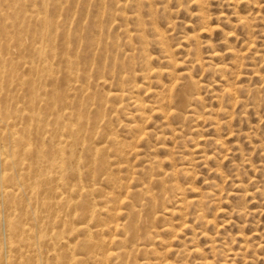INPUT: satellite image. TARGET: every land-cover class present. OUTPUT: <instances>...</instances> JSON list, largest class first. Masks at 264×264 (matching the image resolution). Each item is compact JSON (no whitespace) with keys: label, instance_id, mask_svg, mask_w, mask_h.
<instances>
[{"label":"rangeland","instance_id":"1","mask_svg":"<svg viewBox=\"0 0 264 264\" xmlns=\"http://www.w3.org/2000/svg\"><path fill=\"white\" fill-rule=\"evenodd\" d=\"M119 1L0 0V13L3 15L0 17V57L12 61V64L0 62V71L15 70L23 77L20 82L22 85L16 87L14 83L0 92V113L7 115V121L18 124L16 131H25L29 121L27 111L23 109H27V101L31 100L37 89L46 91L40 93L47 95V91L54 88L48 82L52 78L62 77L64 61L60 54L65 51V47L68 48L71 60H76L78 52L83 57L79 62L78 79L81 82L89 74L86 71L89 63L97 67V64L104 61L109 66L113 63L107 60V56L121 58L123 68H114L112 65L105 72L101 70L100 73L89 74L88 78L99 82L101 87L95 85L88 91L70 93L62 83L59 92L64 91L63 98H67L63 106L70 110L62 112L58 123L80 128L87 124L84 119L79 121L78 116L90 119L96 117L99 133L103 137L113 136L117 148L135 142L137 134L129 129L130 126L136 125L148 131L150 138L138 145L141 159L134 163L137 166L153 159L166 160L162 167L167 171L173 166H187L188 161L199 156L193 149L196 145L203 154L219 153L217 159H214L216 162L209 161L205 168L193 162L187 166L192 171L190 183L193 191H184L182 196L183 199L198 198L208 191L210 184L218 186V196L205 211V216L213 219L211 230L218 228V236L213 239L217 244L206 239L190 238L193 237L192 229H180L182 220L176 214L161 215L162 218L160 216L155 221L161 244L153 241L146 244L153 245V249L162 254L166 243H172L175 249H185L184 255L177 258L163 254L170 262L173 261L172 264H195L196 257L186 250L190 246H199L201 252L210 259V256H217L221 264H264V62L261 59V55H264V0H199L200 7L190 0H146L149 3L144 6L116 15V4ZM130 15H136L138 20L126 21L125 18ZM241 19L246 27L237 24ZM43 23H48L57 33L46 29ZM204 26H211L215 30L201 33ZM69 32L76 38L68 39ZM94 41H97L96 45ZM128 43L137 52L130 51L126 46ZM62 48H65L64 51ZM37 50L43 52V59H39ZM94 53L95 58L92 57ZM103 53H106L105 56ZM214 53L217 57H212ZM126 56H130V60H126ZM91 58L93 61L100 60L94 64ZM165 58L171 59V66L163 63ZM40 62L51 66L50 72L43 73L41 69L37 74L35 71L27 72L26 68L31 63ZM214 66L222 68L219 71ZM152 70H167L169 75L164 74L155 79L150 75ZM108 73L113 77L110 88L102 86L99 81L101 77L110 78ZM183 74L187 75V80L195 83V92L200 94L202 102L196 107V115L184 122L182 119L164 122L161 117L153 116L150 109L160 106L167 109L168 86L177 79L182 85L189 82L180 80ZM118 76L128 77L129 87H142L133 95L143 103L141 108L122 103L119 109L121 104L118 101L106 99L108 93L120 88L116 85ZM230 86L231 89H237L236 102L234 99L229 102L226 98L214 99L220 95L223 87ZM147 89H151L154 94L145 95L143 91ZM85 95H90L91 100L98 96L103 98V121L100 115H94L95 105H92L91 100L87 101ZM172 107L178 114L187 112L177 103H173ZM47 109L45 104L40 106V118L48 126L46 129L56 128L55 116ZM205 110L209 111V116L204 114ZM71 112L73 117L68 118ZM215 141L218 145L213 144ZM222 156H225L223 162L220 158ZM214 166L219 168L217 173L209 170ZM67 174L72 178L70 168ZM143 181L146 182V178L139 176L132 184L139 185ZM185 182L182 180L181 183ZM98 187L102 191L109 188L101 184ZM175 203V199H170L164 207L175 210ZM217 208L221 209V213L216 211ZM188 224H192L190 220ZM163 226H167L168 230L160 232ZM173 235L177 236L175 240L171 238ZM73 246L74 250L61 249L58 251L60 255L56 253L55 258L52 252H46L45 261L44 254L40 255L39 264H78L79 256L75 255L81 251L82 246ZM237 252L239 255L235 254ZM71 256H74V260ZM136 258L141 261L144 256L139 254ZM146 258L153 260L151 256ZM3 261L0 257V263Z\"/></svg>","mask_w":264,"mask_h":264},{"label":"bare ground","instance_id":"2","mask_svg":"<svg viewBox=\"0 0 264 264\" xmlns=\"http://www.w3.org/2000/svg\"><path fill=\"white\" fill-rule=\"evenodd\" d=\"M190 1L195 6H201L199 0ZM147 3L149 2L146 0H120L116 4V15ZM1 13L0 17L3 16ZM30 16L31 20L34 15L31 18ZM125 20L133 22L137 21L138 17L130 15ZM237 24L246 27V23L242 19L238 20ZM43 25L46 29L57 33L48 23L47 25L43 23ZM210 27L204 26L201 33H210L215 30ZM67 36L70 40L74 37L71 32ZM139 40L141 41L140 37ZM40 41L42 43V38ZM94 42L96 45L97 41ZM126 46L130 51L137 52V49L129 43ZM65 48H62L65 51L61 50L63 53L60 54L64 61L62 77L52 78L48 82L54 88L50 92L47 91V95L40 93L46 91L37 89L31 100L27 101V109H23L27 111L29 121L28 124L26 123L25 131H16L15 128L18 124L7 121L5 119L7 115L0 113V257L1 260H4L0 264H39L40 255L44 254L45 259L43 260L45 261L46 252H52L55 258L57 256L55 254L61 249L74 250L73 245L77 244L82 246L81 251L75 255L79 256L78 264H172L173 261L170 262L163 254L174 255L177 258L183 254L185 249H175L172 243H166L162 254L153 249V245L146 244L149 241L161 244L158 238L159 231L155 226V221L161 215H178L182 220L180 229H192L193 237L190 238L194 240L206 239L216 245L217 243L213 239L218 236L216 233L218 228L211 230L214 225L213 219L206 217L205 211L218 196L216 192L218 186L210 184L208 191L198 198L183 199L182 196L184 191H193L190 183L192 171L187 166L193 162L200 163L205 168L209 161L213 160L214 162V159H217L219 153L203 154L199 150V146L196 145L193 149L199 153V156L188 161L187 166H173L167 171L162 167L166 160L156 159L137 166L134 163L141 159L138 154L140 151L138 145L145 143L146 139L150 138L148 131L141 130L136 125L130 126L129 129L136 131L137 134L135 142L129 146L122 145L117 148L113 136L103 137L99 133V128L96 126L98 122H95L96 117L90 119L78 116L79 121L84 119L87 124H82L83 126L80 128L72 124H59L62 112L70 110L63 106L67 98H63L64 91L59 92L62 90V83L70 93L88 91L95 85L101 87L98 85L99 82L91 81L88 78L90 73H100L101 70L105 72L107 69H111L109 67L112 65L118 69L124 66L121 58L113 59L107 56V60L113 64L110 63L108 66L107 62L101 61L102 64L99 62L101 65L97 64V67H94L89 63L86 69L89 74H86L84 81L81 82L78 79L80 75L79 62L83 57L81 58V54L78 52L76 60L73 61L68 56V48ZM36 54L39 59H43L41 50H37ZM104 54L106 53L102 55ZM94 55L96 53L92 57ZM98 55L101 56L99 51ZM216 55L214 53L212 57H217ZM125 59L130 60V56H126ZM261 59L264 62V55H261ZM0 62L12 64V61L4 57H0ZM163 63L170 64V66L172 64L170 58H165ZM50 67L45 65V62L31 63L26 70L27 72L35 71L37 74L40 69L43 73L50 72ZM213 68L220 71L222 67L214 66ZM110 74L108 73L110 78H99L102 86L109 88L112 86L113 77ZM164 74L169 75V71H150V75L155 79H159ZM186 77L187 75L183 74L180 80H187ZM22 80L23 77L15 70L12 72L0 71V92L8 89L14 83H16V87L22 85L20 84ZM178 80L172 82L167 88L169 93L166 99L167 109H163L161 106L150 109L153 116L161 117L164 122L180 119L184 122L196 115V107L202 102L200 94L195 92L194 82L187 80L189 82L182 85L178 83ZM127 83L128 77L118 76L116 85H119L120 88L115 92L108 93L106 99L118 101L121 104L118 106L119 109L122 108V103L141 108L143 103L133 95L135 92H139L142 87L138 85L129 87ZM56 84L59 86L57 87ZM143 93L147 96L154 94L151 89L144 90ZM237 93V89H231V86L223 87L220 95L215 96L214 99L226 98L228 102L230 99H234L236 102ZM85 96L87 101L91 100L90 95ZM91 101L92 105H95L94 115H100V119L103 121V98L98 96ZM173 103H177L180 108L184 107L187 112L176 113L172 107ZM42 104H45L47 110L51 112L52 116H55L56 128H45L48 126L38 113ZM203 112L206 115L209 113L207 110ZM67 114L65 113V115ZM67 116L68 118L73 117L72 112ZM53 125L54 123L51 126ZM213 144L218 145L216 141ZM220 158L223 162L225 156ZM131 161H133L132 164ZM69 168L72 178H69L67 174ZM209 170L217 173L219 168L214 166ZM139 176H144L146 182L133 185L132 183L136 182ZM182 180L186 182L182 184ZM97 182L105 187L109 186V188L102 191ZM170 199L176 200L174 205L177 209L172 210L164 207ZM216 211L221 213L219 208ZM189 220L192 224H188ZM167 230L168 227L163 226L160 232ZM177 233L176 231L175 234L177 235ZM176 235L171 238L175 240ZM190 241L193 242L192 239ZM186 250L190 255L196 257L195 264H221L217 261V256H210V259L206 256L207 254L201 252L199 246H190ZM70 252L72 253V251ZM139 254L144 256L141 261L136 258ZM147 256L153 257V260H149L146 258ZM73 257L71 256L72 259Z\"/></svg>","mask_w":264,"mask_h":264}]
</instances>
